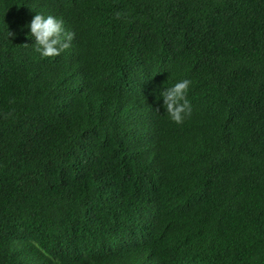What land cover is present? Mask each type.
<instances>
[{"label":"trees","instance_id":"16d2710c","mask_svg":"<svg viewBox=\"0 0 264 264\" xmlns=\"http://www.w3.org/2000/svg\"><path fill=\"white\" fill-rule=\"evenodd\" d=\"M56 261L264 264V0H0V264Z\"/></svg>","mask_w":264,"mask_h":264},{"label":"clouds","instance_id":"9594fccd","mask_svg":"<svg viewBox=\"0 0 264 264\" xmlns=\"http://www.w3.org/2000/svg\"><path fill=\"white\" fill-rule=\"evenodd\" d=\"M115 15L117 19H120L123 14L117 12ZM29 27L30 34L35 39V51L44 58L60 56L62 52L71 46V41L75 37V33L65 30L62 20L51 15L45 17L38 13L31 20ZM15 35L11 31L7 33L9 38ZM191 83V80L184 79L160 93L167 115L176 124H183L185 119L190 118L192 115V105L187 98ZM156 110L160 111L159 108ZM55 264H59V261H56Z\"/></svg>","mask_w":264,"mask_h":264}]
</instances>
